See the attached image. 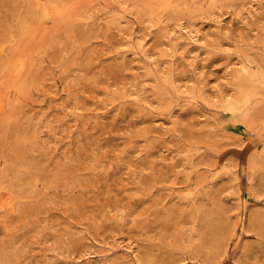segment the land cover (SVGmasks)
Here are the masks:
<instances>
[{
  "label": "rangeland",
  "instance_id": "rangeland-1",
  "mask_svg": "<svg viewBox=\"0 0 264 264\" xmlns=\"http://www.w3.org/2000/svg\"><path fill=\"white\" fill-rule=\"evenodd\" d=\"M0 264H264V0H0Z\"/></svg>",
  "mask_w": 264,
  "mask_h": 264
},
{
  "label": "bare ground",
  "instance_id": "bare-ground-1",
  "mask_svg": "<svg viewBox=\"0 0 264 264\" xmlns=\"http://www.w3.org/2000/svg\"><path fill=\"white\" fill-rule=\"evenodd\" d=\"M52 1V0H51ZM146 6V5H145ZM214 6V5H213ZM233 7V6H232ZM55 9V8H54ZM179 10V9H178ZM55 11V10H54ZM60 11V10H59ZM56 13V12H55ZM152 13V12H151ZM51 14V13H50ZM57 15V14H56ZM22 18V17H21ZM118 19V18H117ZM25 22V21H24ZM151 23V22H150ZM25 24V23H24ZM21 25V24H20ZM146 25V24H145ZM197 29V28H196ZM69 33V32H68ZM69 37V36H68ZM178 37V36H177ZM22 59V58H21ZM22 60H20V62H21ZM16 63H19L18 61H16ZM15 63V64H16ZM19 64H22V62L21 63H19ZM16 66V65H15ZM23 65L21 66V67H19L18 69H17V71H16V73H14L15 74V76H19V75H21V73H22V71H23ZM14 69V68H13ZM16 70V69H15ZM13 74V73H12ZM25 74H26V72H25ZM14 77V76H13ZM16 78V77H15ZM25 82V81H24ZM18 83H20V82H18ZM8 101V100H7ZM236 110V109H235ZM15 179V178H14ZM19 180V179H18ZM22 184V183H21ZM178 242V241H177ZM188 244V243H187Z\"/></svg>",
  "mask_w": 264,
  "mask_h": 264
}]
</instances>
